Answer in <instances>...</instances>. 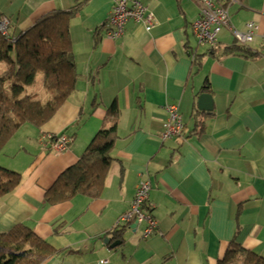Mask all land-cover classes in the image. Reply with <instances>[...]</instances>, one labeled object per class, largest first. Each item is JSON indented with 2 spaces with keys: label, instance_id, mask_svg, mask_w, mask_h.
Wrapping results in <instances>:
<instances>
[{
  "label": "crops",
  "instance_id": "crops-1",
  "mask_svg": "<svg viewBox=\"0 0 264 264\" xmlns=\"http://www.w3.org/2000/svg\"><path fill=\"white\" fill-rule=\"evenodd\" d=\"M140 2L154 25L129 21L110 39V0H0L11 38L49 13L77 9L69 33L78 74L44 126L24 124L0 151L3 167L21 175L0 198V233L19 223L32 228L58 251L44 264H218L232 241L264 260V0H215L236 30L257 25L245 45L252 57L211 54L194 42L195 0ZM233 43L224 29L219 46ZM201 93L211 95L210 111L198 109ZM171 104L183 128L162 140ZM113 120L118 138L100 197L45 205L44 192ZM42 133L66 135L68 147H42ZM141 181L150 184L145 210L155 232L144 239L141 223L117 238L118 219Z\"/></svg>",
  "mask_w": 264,
  "mask_h": 264
},
{
  "label": "trees",
  "instance_id": "trees-1",
  "mask_svg": "<svg viewBox=\"0 0 264 264\" xmlns=\"http://www.w3.org/2000/svg\"><path fill=\"white\" fill-rule=\"evenodd\" d=\"M76 11L49 13L16 38L10 37L9 27L6 36L0 33V151L24 124L44 126L73 92L78 74L69 26ZM218 50L219 56L253 55L237 42L223 47L217 44L209 52L215 54ZM109 115L117 116L115 104ZM117 138L113 120L96 133L78 162L44 192V204L66 202L78 195L99 198ZM20 182L18 172L0 166V198L15 191ZM126 227H116L114 236L121 238ZM57 253L26 224H16L0 233V264H44ZM218 264H264V260L232 241Z\"/></svg>",
  "mask_w": 264,
  "mask_h": 264
},
{
  "label": "built area",
  "instance_id": "built-area-1",
  "mask_svg": "<svg viewBox=\"0 0 264 264\" xmlns=\"http://www.w3.org/2000/svg\"><path fill=\"white\" fill-rule=\"evenodd\" d=\"M111 11L107 19L110 27L107 36L110 39L121 37L125 30V25L129 21H134L144 25L147 29L155 23L153 12L144 6L140 0H110ZM200 6L199 16L191 23V30L200 45L214 47L218 44V36L225 29L229 30L236 42L246 45L254 41L258 27L253 22L245 24L244 31L236 30L229 20L227 10L215 3V0H195ZM9 22L6 18H0V33L7 35ZM264 44V32L260 35ZM168 119L163 126L161 139L165 140L172 136L179 135L183 126L176 104L166 106ZM42 147L50 146L55 153L63 152L69 144V138L64 134L42 133L39 137ZM150 191L148 181H141L135 188L133 198L128 210L123 213L117 222V226L140 225L144 223L142 237L147 239L156 229V221L150 212L145 210L146 202ZM101 261L100 263H106Z\"/></svg>",
  "mask_w": 264,
  "mask_h": 264
},
{
  "label": "water",
  "instance_id": "water-1",
  "mask_svg": "<svg viewBox=\"0 0 264 264\" xmlns=\"http://www.w3.org/2000/svg\"><path fill=\"white\" fill-rule=\"evenodd\" d=\"M211 101H212V98H211V95L210 94H208V93H201L198 96V99H197L198 109L199 110H204V111H210L211 108H212L211 107ZM136 227H137V224H131L129 228L132 229L133 232H135ZM120 243H121L120 241H115L111 245V247L113 248V247L119 246Z\"/></svg>",
  "mask_w": 264,
  "mask_h": 264
},
{
  "label": "rangeland",
  "instance_id": "rangeland-1",
  "mask_svg": "<svg viewBox=\"0 0 264 264\" xmlns=\"http://www.w3.org/2000/svg\"><path fill=\"white\" fill-rule=\"evenodd\" d=\"M0 13H5V12L2 10V11H0ZM5 14H7V13H5ZM11 18H12V17L10 16V19H11ZM22 19H23V18H22ZM13 20H16V18L13 19ZM225 31H226V30H225ZM191 36H192V35H191ZM228 36H229V35H228ZM218 37H219V36H218ZM229 37L231 38V36H229ZM192 38L194 39V42H198V41H196V39H195L193 36H192ZM209 48H212V47H209ZM42 97H43V95H42ZM25 125H28V124H25ZM5 160H6V159H5L3 156L0 157V166L2 165L1 167L4 166L3 164H4Z\"/></svg>",
  "mask_w": 264,
  "mask_h": 264
}]
</instances>
